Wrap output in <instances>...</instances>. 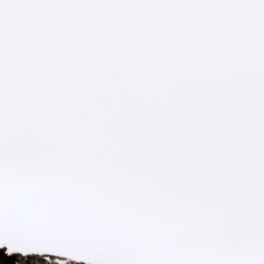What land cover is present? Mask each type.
Here are the masks:
<instances>
[{
	"label": "snow or ice",
	"instance_id": "1",
	"mask_svg": "<svg viewBox=\"0 0 264 264\" xmlns=\"http://www.w3.org/2000/svg\"><path fill=\"white\" fill-rule=\"evenodd\" d=\"M0 247L264 264V0H0Z\"/></svg>",
	"mask_w": 264,
	"mask_h": 264
},
{
	"label": "flooded vegetation",
	"instance_id": "2",
	"mask_svg": "<svg viewBox=\"0 0 264 264\" xmlns=\"http://www.w3.org/2000/svg\"><path fill=\"white\" fill-rule=\"evenodd\" d=\"M3 249H4V248H3ZM0 250H1V249H0ZM4 252H5V250H4ZM16 256H17V258H18V261L24 259V258H21V257L19 256V254H13V255H12V257H14L13 264H16V262H17V260H16ZM34 259H41V260H42V257H36V255L32 254V255H30L29 257L26 258V261H27V262H30V261H32V260H34ZM67 264H84V263H79V262H75V261L69 260V261L67 262Z\"/></svg>",
	"mask_w": 264,
	"mask_h": 264
},
{
	"label": "trees",
	"instance_id": "3",
	"mask_svg": "<svg viewBox=\"0 0 264 264\" xmlns=\"http://www.w3.org/2000/svg\"><path fill=\"white\" fill-rule=\"evenodd\" d=\"M14 257L6 256L4 249L0 250V264H13Z\"/></svg>",
	"mask_w": 264,
	"mask_h": 264
},
{
	"label": "water",
	"instance_id": "4",
	"mask_svg": "<svg viewBox=\"0 0 264 264\" xmlns=\"http://www.w3.org/2000/svg\"><path fill=\"white\" fill-rule=\"evenodd\" d=\"M0 249H3L2 247H0ZM35 255V254H34ZM72 261H75V262H79V263H84V264H87V262L86 261H84V260H79V261H77V260H72Z\"/></svg>",
	"mask_w": 264,
	"mask_h": 264
},
{
	"label": "rangeland",
	"instance_id": "5",
	"mask_svg": "<svg viewBox=\"0 0 264 264\" xmlns=\"http://www.w3.org/2000/svg\"><path fill=\"white\" fill-rule=\"evenodd\" d=\"M16 260L18 261V258H17V256H16Z\"/></svg>",
	"mask_w": 264,
	"mask_h": 264
}]
</instances>
